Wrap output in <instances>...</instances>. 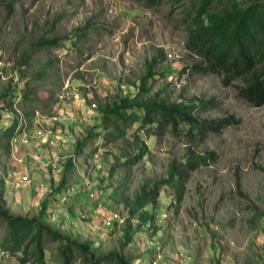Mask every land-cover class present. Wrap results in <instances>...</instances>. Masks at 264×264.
Segmentation results:
<instances>
[{
	"label": "rangeland",
	"instance_id": "rangeland-1",
	"mask_svg": "<svg viewBox=\"0 0 264 264\" xmlns=\"http://www.w3.org/2000/svg\"><path fill=\"white\" fill-rule=\"evenodd\" d=\"M175 1L147 8L138 0H15L10 14L6 1H0V53L14 65L40 38H61L58 47L31 53L18 73L25 82L24 92L30 93L23 104L26 113L50 116L66 107V129L74 151H60L61 167L46 169L66 179V192L80 185L75 197L58 199L53 193L61 179L52 178L51 192L41 194L27 186L28 176L27 182L20 177V187L10 193L6 179L13 168L0 161V202L12 215L33 218L39 215L42 200L52 195L44 220L63 235L67 224L71 229L66 236L89 240L101 253L118 250L129 221L136 230L133 244L124 252L138 258L135 264L148 262L153 245L159 264H263L264 106L252 107L239 97L238 82L225 85L220 75L189 70L187 66L200 61L184 47L187 35L179 23L186 0ZM84 26H88L86 32H76ZM154 57L158 63L156 76L148 81L151 94L186 103L213 101L214 107L195 116L201 121L225 119L228 123L201 137L195 132L187 134L189 127L184 126L175 132L141 133L147 154L137 164L121 167L120 157L128 144L119 140L105 145L103 139H90L88 134L99 121L98 109L97 122L90 119L88 123L82 120V110L91 103L98 108L119 90L132 95L146 74V62ZM38 73L43 74L40 79L35 77ZM65 86L62 103L58 97L65 93ZM0 123H4L1 118ZM60 125L61 121L55 122L52 129ZM136 129L131 126L127 139H133ZM79 143L84 147L77 149ZM19 151H23L20 146ZM191 153L206 156V166L189 174L179 199L174 186L162 187L156 205L148 208L156 211L153 229L137 228L138 217H129L128 203L143 184L166 178L169 163L184 161ZM67 161H71L69 169L64 166ZM88 188L102 190L107 208L120 213L121 222H114L105 233L101 228L87 229L85 220L81 226L74 214L73 201L82 200L76 208L83 205L84 209ZM5 235L6 225L0 220V240ZM45 254L47 263L58 264V243H47ZM1 263L19 264L12 256Z\"/></svg>",
	"mask_w": 264,
	"mask_h": 264
},
{
	"label": "trees",
	"instance_id": "trees-1",
	"mask_svg": "<svg viewBox=\"0 0 264 264\" xmlns=\"http://www.w3.org/2000/svg\"><path fill=\"white\" fill-rule=\"evenodd\" d=\"M0 1H6V13L10 14L15 0ZM138 1L143 2L147 8H154L168 0ZM182 8L179 24L184 27L187 35L184 47L200 61L187 66L189 70L220 75L225 85L238 82L239 97L252 107L264 106V0H186ZM81 30L86 32L88 26L76 32ZM60 42L61 38L55 36L47 40L40 38L29 50L19 55L15 66H26L31 53L56 48ZM157 63L156 57L146 62V74L132 95H124L119 90L98 105L99 121L88 136L90 139H103L105 145L124 140L128 145L120 157L123 160L122 165H119L121 167H131L147 154L148 147L141 133L150 136L166 129L175 132L179 126H184L189 127L187 134L195 132L201 137L218 132L228 123L225 119L201 121L195 116V113L214 107L213 101L186 103L169 101L168 98L159 99L158 94H151L148 81L156 76ZM42 76V73H38L35 77L40 79ZM8 95L10 92L7 87L0 94V100L6 99ZM29 95V92H24V101ZM25 115L29 116L28 113ZM133 125L137 129L133 132V139L129 140L127 135ZM14 129L15 124L0 129V161L8 159ZM95 130H98L97 133ZM81 147H84L83 143L77 144V149ZM207 160L206 156L191 153L184 161L169 163L166 178L143 184L127 205L129 217H138L137 228L145 226L148 230L153 229L156 211H149L148 208L156 205L162 187L174 186L179 199L182 195L181 186L189 174L206 166ZM70 162L65 163L66 169L72 167ZM64 185L66 179L62 177L53 193L58 199L66 194ZM51 196L42 200L39 215L33 218L12 215L0 202V220L6 225V235L0 240V247L9 252L10 257H15L19 264H44L47 262L46 244L57 242L58 264L136 263L138 258L124 252L127 246L133 244L132 236L136 230L129 225V221L124 227L123 242L119 243L118 250L101 253L93 248L91 241L82 242L63 235L44 220Z\"/></svg>",
	"mask_w": 264,
	"mask_h": 264
},
{
	"label": "built area",
	"instance_id": "built-area-1",
	"mask_svg": "<svg viewBox=\"0 0 264 264\" xmlns=\"http://www.w3.org/2000/svg\"><path fill=\"white\" fill-rule=\"evenodd\" d=\"M13 68V63L8 61L6 57L0 53V81L3 82H9L10 83V89L11 94L10 97L5 101V103L1 104V112H0V118L3 122L12 123L14 121L17 122L16 130L20 128L21 126H24L26 128L28 120L25 117L24 110H23V83L19 79L18 70ZM65 93L61 96H59V100L62 101L66 99V86H65ZM64 101H62L63 103ZM60 105V104H57ZM55 109L57 108L54 106ZM97 105L95 103H91L87 107L84 108L82 111H86L87 114L84 115V118H82L83 122L88 123V117L91 116V112L95 114V117L98 116L97 113ZM96 111V112H95ZM83 115V113H82ZM92 117V116H91ZM62 112L58 108L55 110V114H52L50 116H44L39 111H34L33 117L31 118L30 122L32 124L31 130H24L22 132L21 141L22 143H27L30 138L33 136L38 137H45L48 139L49 137H53L57 135L58 139H61L62 136L60 132L55 130V133L53 131V125L55 122H60L62 119ZM98 120V119H97ZM66 139V137H63ZM70 140V139H69ZM65 140H63L64 142ZM16 146L13 147V152H15ZM53 161L50 163V167L54 171L58 170L61 167V164L64 163V160L62 157H53ZM49 164V163H48ZM21 180L23 182L28 181V176H22ZM84 186H82L83 188ZM80 188V185L76 186L75 189L72 188V190H67L66 194L63 195L64 197H68L70 195H77V189ZM88 198L93 201L94 207L96 210H101L104 212V218H103V227L107 230H109L114 222H121L120 213L117 210H112L107 208V206L104 205V192L100 189H87ZM84 217L82 216L81 220H83ZM100 228H98L99 230ZM154 246V253L150 256L148 262L146 264H159L160 263V256L157 255V250L155 245ZM9 256V252L0 250V262L4 261V259ZM44 264H49L45 262Z\"/></svg>",
	"mask_w": 264,
	"mask_h": 264
},
{
	"label": "crops",
	"instance_id": "crops-1",
	"mask_svg": "<svg viewBox=\"0 0 264 264\" xmlns=\"http://www.w3.org/2000/svg\"><path fill=\"white\" fill-rule=\"evenodd\" d=\"M2 86H5V85H4V83L2 84V82H0V94H2V92L5 89V87L3 89ZM3 102H4V100L2 101V103ZM63 108H64L63 110L62 109H60V110L62 112V116H64L65 119L62 118L61 119V125L59 126V129H57V130L55 129L56 131L60 132V134L62 136L61 139H58L57 135L54 136V134H52L53 137H49L48 139H46L43 136L38 137V136L32 135L30 140L27 143H24L23 146L21 147L24 152L23 151H19V153H18V151L12 152L11 157L8 156L7 160H5V161L2 160V162H4L5 164H8V165H11L13 168L11 172H8V177L6 179V185L9 186V188H10L9 192L10 193H12V191H14V190H17L20 187L17 180L20 177H22L23 175H27L31 179V182L27 186H29L31 190L33 189V191L41 193V194L45 193V191H47V190H48L47 194H49L51 192L52 188H51L50 180H52V178L54 180H60L61 179V177H60V179L57 178V174H56L57 172H53L51 175L48 174L46 168H48L50 166V163L53 161L52 160L53 157L59 156L60 151H63V152L65 151V153L67 151L70 153L72 151H74L73 145H75V144H72L73 139L69 140L71 137V134H67L70 132V130L66 129V116H67L66 111H65L66 107L63 106ZM64 111H65V114H64ZM82 113H83V118H84V115L87 113H86V111H83ZM91 116L89 115L88 121L90 119L96 121L95 114L93 115V113H91ZM64 126H65V128H64ZM68 126H70V128L73 127L70 124H68ZM4 127H5V124L0 123V129H2ZM60 127H63V131L60 129ZM55 130H53L54 133H55ZM63 137H66V139H64ZM63 140H65V141L63 142ZM36 153H38L40 156H37ZM46 156H49V157L45 158ZM65 157L71 158L70 155L65 156ZM16 175H19V176H16ZM9 181H12V183H9ZM54 198L55 197L51 198V200H53ZM81 201H78V202L73 201V206L75 208L74 214L76 215V217L79 221V224L81 225L83 223L81 221V218L83 216L84 217L83 220L86 221V223H84V224H86L87 229L93 228L95 230L96 229L98 230V228H101L104 233L107 232V231H105L107 229H105L103 227V225L100 224L103 222V218L105 215L104 212L101 210H96V208L94 207L93 201H91L89 199H88V201H85V202H87V204H86L87 209H86V205H84L85 206L84 209H83V205H82V207L79 206V209L76 208V203H78V205H81L80 204ZM104 205H105V203H104ZM80 210H82V211H80ZM59 219H60L59 217L56 218V221L58 222ZM69 228H70V226H68L67 224H66V227L63 226V229L64 230L66 229V235L68 234L67 230ZM0 250H2V249H0Z\"/></svg>",
	"mask_w": 264,
	"mask_h": 264
},
{
	"label": "clouds",
	"instance_id": "clouds-1",
	"mask_svg": "<svg viewBox=\"0 0 264 264\" xmlns=\"http://www.w3.org/2000/svg\"><path fill=\"white\" fill-rule=\"evenodd\" d=\"M2 54V53H1ZM8 61H10V60H8ZM11 62V61H10ZM13 63V68L14 69H17L18 71L20 70V67H17V66H15L16 65V63H15V65H14V61L12 62ZM13 69V70H14ZM18 75H19V78H21L20 77V74L18 73ZM0 82H2V83H4V85L6 86L7 84H8V90H9V92H10V94H11V89H10V83L9 82H3V81H0ZM7 87H5V89L4 90H6L7 89ZM24 90H25V82H24V86H23V104H24ZM10 97V95H8L7 96V98L6 99H1L0 100V102H2L3 100H4V102L3 103H5V101L8 99ZM1 107H0V112H1ZM23 110H24V107H23ZM26 112L24 111V114H25ZM33 113H34V111L33 112H30V115L29 116H27V115H25V117H26V119L28 120V122H27V126H26V128L24 127V126H21L20 128H18V130H16V126H17V122L16 121H14V122H12V123H2V124H5V127H10L11 125H13V124H15V129H14V138L12 139V141L10 142V151H9V156L11 157V155H12V152H13V147L14 146H16V150H15V152L16 151H18V147L20 146V148L23 146V144L24 143H22V141H21V137H22V132L24 131V130H31V127H32V124H31V122H30V120H31V118L33 117ZM9 157V158H10ZM88 194V193H87Z\"/></svg>",
	"mask_w": 264,
	"mask_h": 264
}]
</instances>
